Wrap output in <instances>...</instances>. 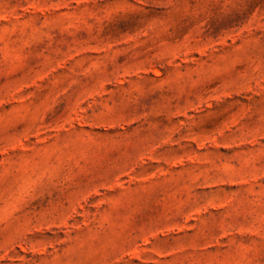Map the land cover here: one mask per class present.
Returning <instances> with one entry per match:
<instances>
[{
	"label": "rangeland",
	"instance_id": "374dc122",
	"mask_svg": "<svg viewBox=\"0 0 264 264\" xmlns=\"http://www.w3.org/2000/svg\"><path fill=\"white\" fill-rule=\"evenodd\" d=\"M0 264H264V0H0Z\"/></svg>",
	"mask_w": 264,
	"mask_h": 264
}]
</instances>
